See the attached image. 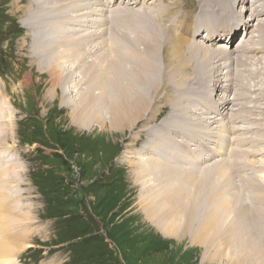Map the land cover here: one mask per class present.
I'll use <instances>...</instances> for the list:
<instances>
[{
  "label": "bare ground",
  "instance_id": "bare-ground-1",
  "mask_svg": "<svg viewBox=\"0 0 264 264\" xmlns=\"http://www.w3.org/2000/svg\"><path fill=\"white\" fill-rule=\"evenodd\" d=\"M191 1L192 10H185L183 0H16L14 9L25 15L22 27L29 32L32 62L46 68L54 90L63 88L68 96V85L75 84L78 102L71 99L66 105L77 119L87 126L97 122L113 137L143 124L141 132L148 136L143 150L158 154L140 159L134 172L150 223L166 237L194 235L207 253L214 249L241 264H264V245L253 241L254 233L264 237V177L248 174L258 168L251 160L264 157V149L247 148L264 147V0ZM222 7L236 15H227ZM246 13L251 24L238 21ZM101 14L110 19L98 20ZM209 23L220 24L213 28ZM105 24L110 27L91 32ZM98 39L104 40L96 43ZM77 72L84 84H76ZM165 108L170 111L159 121ZM177 124L175 132L182 137L198 138L191 143L198 151L193 148L196 160L191 158L190 168L185 167L188 160L170 157L162 144L166 139L158 137ZM255 129L261 139L244 135ZM218 130L228 134L221 137L220 150L207 144ZM155 145L161 148L158 153ZM199 147H205L202 159ZM221 150L222 160L205 166V158L214 160ZM259 162L263 170L254 171L262 173L264 160ZM245 192L258 195L250 199L261 229L254 233L246 220L226 217L236 207L251 209L243 201ZM225 222H231L225 229L231 242L221 249L212 241L223 235ZM12 248L0 241V258H8Z\"/></svg>",
  "mask_w": 264,
  "mask_h": 264
},
{
  "label": "rangeland",
  "instance_id": "rangeland-1",
  "mask_svg": "<svg viewBox=\"0 0 264 264\" xmlns=\"http://www.w3.org/2000/svg\"><path fill=\"white\" fill-rule=\"evenodd\" d=\"M15 1L0 0V200L5 204L0 210V241L6 240L13 246L7 256L11 261L0 258V264H241L214 249L207 253L201 240L195 239L198 243L193 240L194 235L186 233L187 236L179 239L166 237L150 223L140 204L146 197L136 183L134 172L137 162L158 157V154L152 153V148L149 152L143 150L148 139L146 132H141L143 124L133 128L134 132L128 130L124 136L113 133V137L104 134L97 122L87 126L77 119L74 110L66 105L71 99L78 102L75 84L68 85L70 93L64 96L63 88L54 90L52 87L46 68L42 66L41 69L32 62L29 32L22 27L25 15L15 13ZM190 1L183 0L185 10H192L193 1ZM222 11L236 15L228 7H222ZM249 15L246 13L242 18L240 15L238 21L251 24L246 20ZM106 16L101 14L98 20L103 21ZM209 24L214 28L220 23ZM109 27V24L96 26L91 32L99 33L100 29ZM102 40L98 39L96 43ZM76 75L79 77L76 84H84L79 72ZM167 111L170 109L162 110L159 121ZM242 125L243 129L249 126ZM177 126L180 125H174L168 133L157 130L155 134L159 132L158 137L166 139L165 145L164 140L161 142L163 148L171 151L170 157L188 160L184 163L190 168L188 162L196 160L191 146L198 138L193 135L182 137L175 132ZM214 133L215 138L207 144L220 150L218 143L228 134L224 135L220 130ZM257 133L255 129V135H244L261 139ZM155 146L154 151L161 149L159 145ZM247 148L249 152L264 149ZM199 149L198 158L202 159L205 147ZM215 152L214 160L205 158V166L222 160L224 152ZM261 160L264 157L251 160L258 166L255 171L263 170L260 169ZM138 170L145 171L142 167ZM250 170L248 174L252 177L253 173L257 178L264 177V172ZM226 192L236 195L230 189ZM244 194L243 201L251 208L253 229L247 220L249 211L246 207H236L226 217L231 215V219L234 216L242 222L246 220L251 231L261 230L256 228L250 203L251 196L258 195L255 192ZM257 210L256 207L254 211ZM14 222L18 228L8 231ZM230 224L225 222L223 228L220 227L224 232L212 241L218 245L215 247L224 249L225 242L230 245L231 238L227 239L225 230ZM14 237L18 239L12 241ZM261 239L264 237L254 233L253 241L264 245ZM28 245L32 247L27 248ZM238 258L244 259L242 255ZM7 260L9 262H5Z\"/></svg>",
  "mask_w": 264,
  "mask_h": 264
}]
</instances>
